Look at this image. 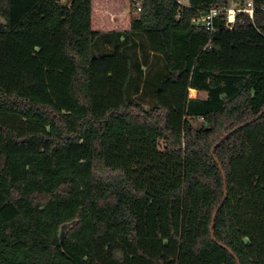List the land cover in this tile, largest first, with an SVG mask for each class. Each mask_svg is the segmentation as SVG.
Returning <instances> with one entry per match:
<instances>
[{
    "label": "trees",
    "instance_id": "trees-1",
    "mask_svg": "<svg viewBox=\"0 0 264 264\" xmlns=\"http://www.w3.org/2000/svg\"><path fill=\"white\" fill-rule=\"evenodd\" d=\"M252 4L208 31L226 0H142L96 31L91 0H0V264H264Z\"/></svg>",
    "mask_w": 264,
    "mask_h": 264
},
{
    "label": "rangeland",
    "instance_id": "rangeland-1",
    "mask_svg": "<svg viewBox=\"0 0 264 264\" xmlns=\"http://www.w3.org/2000/svg\"><path fill=\"white\" fill-rule=\"evenodd\" d=\"M228 7L237 5V0H226ZM92 29L96 31L126 30L129 28L130 19L137 15L133 11L132 0H91ZM203 95L206 96L205 93ZM190 97H196L189 90Z\"/></svg>",
    "mask_w": 264,
    "mask_h": 264
},
{
    "label": "built area",
    "instance_id": "built-area-1",
    "mask_svg": "<svg viewBox=\"0 0 264 264\" xmlns=\"http://www.w3.org/2000/svg\"><path fill=\"white\" fill-rule=\"evenodd\" d=\"M180 5H187L188 0H176ZM132 6L136 9L137 12L141 11L142 8V0H132ZM239 12H244L252 17L253 15V4L252 0H248L243 7L238 5H234L232 7H225V6H215L205 12V15L202 13L200 15L194 16L192 18V22L197 25H202L205 27L206 30L212 31V22L213 19L218 14H224L226 25L228 27H232L235 22V16ZM204 13V12H203Z\"/></svg>",
    "mask_w": 264,
    "mask_h": 264
},
{
    "label": "water",
    "instance_id": "water-1",
    "mask_svg": "<svg viewBox=\"0 0 264 264\" xmlns=\"http://www.w3.org/2000/svg\"><path fill=\"white\" fill-rule=\"evenodd\" d=\"M203 15H205V12L204 13H202ZM226 137V135L224 136V137H222L216 144H215V146H217L219 143H220V141H222L224 138ZM212 153H213V150H212ZM215 162L216 163H218V161L215 159ZM221 169V168H220ZM225 196H226V193H225ZM215 214H216V211L214 212V215H213V217H212V223H211V230H212V227H213V220H214V218H215ZM78 222V219H73V220H70V221H65V222H63V223H61L60 225H59V227H58V238H59V241L60 242H62L64 239H65V237H66V235H67V233H68V231H69V229L72 227V226H74L76 223ZM211 237H213V233H212V231H211ZM232 255H233V253L231 252V251H229ZM234 258L236 259V257L234 256Z\"/></svg>",
    "mask_w": 264,
    "mask_h": 264
},
{
    "label": "crops",
    "instance_id": "crops-1",
    "mask_svg": "<svg viewBox=\"0 0 264 264\" xmlns=\"http://www.w3.org/2000/svg\"><path fill=\"white\" fill-rule=\"evenodd\" d=\"M92 12V11H91ZM92 24V23H91ZM109 31V30H108ZM190 91H193L194 92V94L196 95V96H199V97H205V95H203V93H205V92H197L196 90H194V89H190Z\"/></svg>",
    "mask_w": 264,
    "mask_h": 264
}]
</instances>
